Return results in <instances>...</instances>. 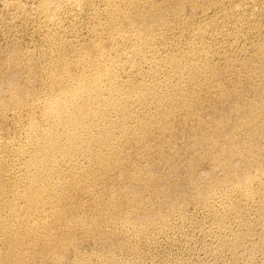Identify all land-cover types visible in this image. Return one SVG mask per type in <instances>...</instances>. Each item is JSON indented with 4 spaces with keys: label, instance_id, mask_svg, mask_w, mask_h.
Wrapping results in <instances>:
<instances>
[{
    "label": "bare ground",
    "instance_id": "obj_1",
    "mask_svg": "<svg viewBox=\"0 0 264 264\" xmlns=\"http://www.w3.org/2000/svg\"><path fill=\"white\" fill-rule=\"evenodd\" d=\"M32 1L33 0H14L13 3L11 2L12 5H9L10 2L9 4L5 3L7 8L5 9L7 10V15L10 20L16 21V16H18L17 13L19 11L24 13L28 10H33ZM119 1L129 3L128 8L130 7L129 12L126 11V13H124L125 11L123 12L119 6H114L112 9L110 8L111 15L114 18L120 19L122 21L121 23H123L122 26L124 25L120 35H122V37L128 36L136 38V40L140 42V46L123 47L120 51L123 55L130 56V58L133 57L132 60H129L130 68L128 67L132 73L129 72L130 74L123 80V82H125H122V85H120L119 81L121 79L118 81L117 79L119 78L113 76L114 74L112 72L114 68L112 66L105 67L107 69V74L103 76L96 73V70L90 73L88 71L90 70L89 68L87 70L89 73L82 72L74 77L73 82L75 86L73 88H67L59 82V80H61L60 78H67L69 75L67 67H64L65 69L62 74L56 71L50 72V77H52L55 82L50 89L52 92H48L49 94L47 93L48 96L42 104L44 105L42 107L46 109L45 124L40 128L33 123L24 135L25 138L22 144L16 150L18 154L25 155L27 159L23 163V174L21 176L18 174L20 176L17 182L18 187L15 186L16 188H14L13 186V188L8 190L11 193V198L9 200L7 199V207H5L8 209V211H6L10 212L9 215H12L9 218H5L4 216V219L0 218V240H4L6 244L5 248H7V252L4 254L6 255V259L1 260L0 256V264H27L28 260H30L28 259L29 254L34 252L36 246H38L39 243L42 244L44 240L46 243L42 245L46 247V249L56 243H61V245L65 244L71 236L70 233L72 229L65 225L62 230L59 226L60 230L54 227L61 223V227L63 226V222L60 223L62 214L55 209H58L59 204L65 201L71 203L73 197L77 193L90 194L91 188L101 183H99V180L105 177L103 173L107 172L108 167L116 166L122 171L127 163H131V161L137 164L139 161L138 156L140 155L137 154V152H140V149L137 151V148L147 141L144 140L146 138L141 139L147 132L152 133L150 135H156L169 129V132H172V134L170 133L171 135L167 136L169 137V139H167L170 145V149L168 148L169 150L167 149L164 152L161 151L154 159L148 160L149 162L147 164H145V162V166L141 167L140 165V167H136L135 171L131 173L132 175L128 174L129 177L127 176L126 178L124 176L126 178L124 186L126 187L122 191H119L117 197L120 202L122 201V203L129 204L128 206H131L137 211V215L139 214L138 212L143 209L142 206H144V204H147L144 208L148 205L154 208L156 205L164 204L165 201L170 198V195H172L170 192H173V196L174 192H178L179 189L177 185L173 186L172 184L173 187L171 188L170 181L172 176L176 175L178 172L180 173V171L185 172L189 179L195 175L198 166L192 155L204 147H211L212 154L209 152L211 154L210 158L214 163V167H216L213 172H207L208 174L206 173V176H203L204 179L202 181H198L194 184L193 189L196 190L199 195H204L206 198L211 197L210 195L214 192L216 181V178L214 179L213 177L217 168H220L225 178H228L231 189L240 190L239 192H242V197L244 195L247 199L251 197L254 191L253 188L256 180H258V182L260 181L262 184L264 183V58H260L259 60L261 61H259V63L250 61V63L242 65V69H247L248 71L252 69V71H254L249 80H253V86H255L253 87L252 83L249 85L248 82L247 86H252L253 89L245 94L246 91L250 89H247L246 86L245 95L240 96L241 101H246L248 94L252 93V95H254L253 99H250V102H248L249 100L247 101L248 105L244 104L242 106V102L240 101L241 104L239 102H237L239 104L235 103L238 95H235L234 89L236 84L239 85L241 83H238L240 80H238L236 84L234 83L235 81L232 83L228 81L231 84H235L232 85L234 86V93H232V96L235 95L236 97L234 98H236V100L233 101L234 99H229V101H233V103H228L226 106L224 105L225 102H223L224 104L221 103L222 99L226 96L224 98L222 96L220 101L221 104L219 103L220 105H216L218 99L217 101L215 99L216 103H213L214 100L212 101L209 98L208 99L212 102L208 101L203 96L204 94H200L202 91L197 94L194 93L196 96H193L194 99H191L192 97L190 98L189 95L194 89L193 87L191 90L189 88H191V86L197 87L200 77L204 78L207 74H210L209 82L204 80L208 82L206 84L209 87H214L215 81H217L216 79L222 76L218 68L216 69L214 67L215 69H212L213 66L208 63L207 59L198 58L199 60H194L193 56H191L193 60H190V52L188 49V52H186L187 50L177 51V54L171 53L172 55L165 56L163 59L155 55H151L147 58L143 56L144 54H141V52L146 40L152 41L160 37L163 39L167 27L173 24L177 23L178 27L181 28L182 23L180 24L179 20L185 11L188 9L189 12H192L197 7H200L198 5H200L201 2L206 4L207 0H162L161 3H159L158 0H148V3L146 2L147 4L144 6L145 9L141 11L138 10V7H142L139 3L141 4L143 0H109V2L112 3ZM254 1L259 3L258 9L250 8L244 1H228L227 8L225 7L222 14L211 19L212 22H207L206 25L202 24V27H196L192 30L193 35L191 39L196 38V40H199L204 37L206 33L207 35H209V33L211 34L212 30L215 29V22L217 19H221L226 25L231 23L234 24L237 21L240 22V20L243 21L248 17L251 18V16H254L256 18L255 21L260 22L259 16L264 13V0ZM81 2L82 0H40L39 7H36L34 11L36 13H41L47 23L49 22L51 25L53 23L55 26H61V24L63 25L64 19H66L67 13L71 15L79 11V8L82 6ZM118 19L114 20L118 21ZM204 40L205 39H203V41ZM192 43L194 44V42ZM94 47L95 43L90 49L91 53L94 51L96 52V50H94L95 48L99 49L97 48L98 46ZM254 48L258 49V54H261V57H264V39L260 42L258 41ZM201 50L209 54L211 48L205 43L204 47L199 51ZM206 53L205 55H207ZM192 54L195 53L193 52ZM10 61L13 62V66H10L12 69L10 71L7 69L0 73V107L3 111L14 107H20L22 104L24 105L23 95H20V91L25 84H21L20 80L24 74H27L26 71L28 67L18 57L11 58ZM95 61L98 60L95 59ZM113 62L115 61L113 60ZM91 64L93 65V62ZM119 64H117L118 67ZM123 65H125V63H123ZM114 67L116 68V66ZM121 69L123 68L121 67ZM241 84L242 85L239 87H244L246 83ZM205 85H203V87ZM183 86H187L188 89ZM182 87L183 89L185 88V91ZM205 89H208V87L206 88L205 86ZM112 102L117 104V109L114 112H110L109 110ZM178 104H180V106ZM148 106L149 108L151 107L152 110L148 109L149 111L147 110L145 112V108ZM139 115L140 117L147 116L145 118L148 120L145 124L143 122L144 117L142 119ZM205 116H207V119ZM185 117H191V119L187 120L188 122L191 120L189 124H186L188 123L187 121L186 123L185 120L183 121ZM116 132L119 135L116 134ZM115 135L121 138V142L115 138ZM159 142L160 141H158V143ZM165 143L168 142L166 141ZM129 145L131 149L128 148ZM146 145L145 143L144 147H146ZM123 146L125 149L130 150L126 152L124 149V152L122 150ZM147 146L148 149L149 145ZM96 148L101 149L100 154L96 152L98 151ZM141 148L143 147L141 146ZM173 152L177 154V156H175L176 154L173 155L174 159L171 158ZM13 153L15 152L13 151ZM170 155L171 157H169ZM179 157L181 158V162ZM176 158L179 160L177 161ZM80 160L87 161L88 166L85 167V169H78ZM60 162H63L64 166H60ZM21 164L22 163H20V165ZM134 164L131 165L133 166ZM251 165H254L257 168L256 170H258L255 176L250 175L248 173L249 170H246L247 172L245 171L249 166L252 167ZM105 170L106 172H104ZM63 174L68 175L66 178L64 176L65 180H61ZM217 175L216 177H219V175ZM223 175L220 176L223 177ZM154 183L161 184L160 190L154 195H150V188L154 186ZM165 188H167L169 192L163 191ZM0 192L3 194L2 191ZM84 196L87 198L86 195ZM19 206H21L24 211H22L24 213L23 217L14 215V212H17L15 211L16 208ZM233 208L235 209V204H229L228 210L232 212ZM115 209L117 210V208ZM127 209H129V207ZM45 211L46 213L47 211H52L53 213L52 216L50 215L51 218H48V221L38 217L41 213H45ZM135 211L132 210V212ZM258 211L259 214L263 212V210L260 209H258ZM123 212L125 213V211ZM140 213H142V211ZM128 214L129 213H127V215ZM154 214L156 213L154 212ZM47 216L49 215L47 214ZM132 216V219L134 218V220H137H133L135 223L138 222V219H141L139 216H137V219H135L136 216ZM162 219L161 221H163ZM50 224H53V226L51 225L52 227H50ZM122 224L120 223V225ZM24 225L26 230L24 229ZM22 228L24 231H19V229L22 230ZM16 231L18 232L15 233ZM43 237L44 240H40ZM23 247L27 249L23 250L21 255L17 254L18 256L15 258H13L12 253H9L11 249L14 251L17 248L22 249Z\"/></svg>",
    "mask_w": 264,
    "mask_h": 264
},
{
    "label": "rangeland",
    "instance_id": "obj_2",
    "mask_svg": "<svg viewBox=\"0 0 264 264\" xmlns=\"http://www.w3.org/2000/svg\"><path fill=\"white\" fill-rule=\"evenodd\" d=\"M4 1L5 0H0V73L7 69L10 71L12 69L10 66H13V62H11L10 59L16 57L23 61L28 69L26 71L27 74H24L20 80L21 84H25L22 88L24 90L21 89L20 91V95H23L22 98L24 99V105L22 104L20 107L10 108L6 111H3L0 107V191L4 194L3 195L0 192V218L3 219L4 217L9 218L12 215H9L10 212H7L8 209L6 208L7 202L11 198V193L8 190L13 188V186L14 188L18 187L17 182L24 172L23 163L27 159L25 155L18 154L16 150L22 144L25 138L24 135L33 123L40 128L45 124L46 109L42 107L44 106L42 104L45 102L48 94L52 92L50 89L55 82V80L50 77V72L56 71L59 74H62L65 69L64 67H67L69 75L67 78H60L61 80H59V82L64 87L73 88L75 86L73 82L74 77L82 72L87 73L89 71L90 73H93L96 70V73L103 76L107 74L106 68L112 66L114 68L112 72L114 74L113 76L119 78L117 79L118 81L121 79L119 82L120 85H122V82L127 78V75L132 73L129 69V60H132L133 57L130 58V56L123 55L120 51L123 47L140 46V42H138L136 38L128 36H123V38L122 35H120L124 25L122 26V21L118 18H114L110 12L114 6H119L123 12L125 11L124 13H126V11L129 12V3L126 2L119 1L112 3L109 2V0H107L108 2L106 0H82L81 8L83 9L79 8V11H76L71 15H69L70 13H67L63 25L55 26L53 23L52 25L49 22L47 23L41 13H36L34 11L36 7H39L40 0L32 1L33 10H28L24 13L19 11L17 13L18 16H16V21L10 20L5 5V3L9 4V2V5H12L11 2L13 3L14 0ZM147 1L148 0H143L141 4L139 3L142 7L140 8L138 5V10H144V6L148 3ZM228 1L230 0H207V5L204 2H201L200 5H198L200 7H197L192 12H189L187 9L179 20V23H182L183 27L181 25V28L178 27L177 23L173 24L167 27L163 39L160 37L156 38V40L151 39L152 41L146 40L143 44L144 46L141 54H144L143 56H146L147 58L151 55H155L160 59H163V57L172 55L173 53L177 54V51L179 52L188 49L190 52V60L192 59L191 56H193L194 60L207 59L208 63L213 66L212 69L214 67L216 69L218 68L223 76L218 78L219 80L216 79L217 81H215L214 87H209L206 84L210 80V74H207L208 77L207 75L204 78L200 77L198 81L199 84H201H198L197 87L191 86V88H189L190 90L192 87L194 89V91L192 90V93H190L192 96L189 95V97L194 99L196 96L194 93L197 94L202 91L200 94H204L203 96L208 101L214 100L213 103H216L218 99L216 105L225 102V104H223L226 106L228 103H233L237 98L235 103L240 101L242 104L239 103L243 106L244 104L248 105V102H250V99H253L254 95H252V93L248 94L246 101H241L240 96L250 92L255 85L253 86V80H249L254 71H252V69L250 70L251 72L247 69L244 70L242 69V65L250 63V61L259 63V61H261L259 59L264 58L260 56L261 54H258V49L254 48L258 41L260 42L264 39V13L259 16L260 22H256L254 16H251V18L248 17L249 20L247 18L243 21L240 20V22H235L236 24L231 23L226 25L221 19H217L215 22V29L212 30L211 34L209 33L210 36L206 33L204 37H202L205 39L204 41L202 38L199 40H196V38L191 39L193 35L192 30L196 27H202V24L206 25L207 22H212L211 19L222 14L225 7L227 8ZM233 1H244L245 4L252 9H258L259 7V3L254 0ZM158 2L161 3L162 0H158ZM114 19H118V21ZM192 42H194V44ZM94 43L95 47L98 46L97 48L99 49L94 47L96 52L94 51L91 53L90 49L94 46ZM203 43H206L211 48L209 54L205 52L207 55H205L202 50L199 51L204 47ZM188 50L186 52H188ZM191 52H194L195 54H192ZM95 59L98 61H95ZM113 60L115 62H113ZM92 62L93 65L91 64ZM123 63H125V65H123ZM111 64L116 66V68ZM117 64H119V67ZM120 66L123 69H121ZM89 68L90 70H88ZM238 80L240 81L238 82ZM228 81H231V83L235 81V84L237 82L243 84L246 83L244 85L245 88L243 86L239 87L242 85L240 83L239 85L236 84V86H238H235L234 89V86L232 85L235 84H231ZM248 82L249 85L252 83L253 87H248ZM203 85H205L206 88L208 87V89H205V86L203 87ZM246 86L247 89L250 88L247 91ZM185 88L188 89L187 86ZM233 89L235 90V95H238H236L237 97L235 95L232 96V93H234ZM222 96L223 98L225 96L228 98L225 97V100V98L222 99ZM221 99L222 102L220 103ZM229 99L234 100L231 102ZM178 105L180 106V104ZM116 109L117 104L112 102L109 107L110 112H114ZM148 109L152 110V108H149L148 106L145 108V112ZM141 117L142 119L144 117L143 122L145 124L148 120L145 118L147 116ZM205 117L207 119V116ZM189 119H191V117H185L183 121L185 120L186 123ZM190 121H187L188 123L186 124H189ZM167 131L156 135H150L152 134L150 132H147V134L143 133L146 136L142 134L143 136L141 135V139L146 138L144 140L147 141H143L144 144L141 145L143 148H141V146L137 148V151L140 149V152H137V154L141 155L138 156L139 161L137 160V164H134L133 161H131V163H127L122 171L116 166L108 167V170L106 169L107 172L105 170L104 172L106 173H103L105 174V177H102L104 180L100 179L101 181L99 180V183H101L92 187L93 190L91 188L90 194L77 193L73 197L71 203L65 201L59 204V207L57 205L58 209L55 210L58 212L60 211V214H62L60 223L63 222V226L61 227V223L54 227L58 229L60 227L62 230L63 227L67 226L72 229L70 233L71 238L69 237L65 244L61 245V243H56L46 249V247L43 246L46 243L43 237L40 239L42 241L44 240L42 243L43 245L39 243L40 246H36L34 252L29 254L28 259L30 260H28V263L264 264V183L262 184L260 181L258 182V180H256L253 188L254 191L251 197L247 199L244 195L242 197V192H239L240 190L234 188L231 189L228 178H225L221 169L217 168L213 177L214 179L216 178L214 192L212 194L213 196L210 195L211 197L207 196L209 198H206L204 195H199L198 192L193 189L194 184L198 181H202L206 176V173L209 171L213 172L216 167H214V163L210 158V155L212 154L210 146L204 147L205 149L203 148L198 152L193 153L192 156L195 158L198 168L195 175L190 179L183 171L172 176V182L170 181L171 188L177 185L180 191L178 190L179 193L174 192V196L173 192H170L172 195H170V198L167 199L164 204L156 205L154 208L149 207V205L144 208L145 205H147L144 204V206H142L144 210L141 209L142 213H140V211L137 215V211L131 206H128L129 204L127 205V203L120 202L117 194H119V191L125 189L126 186H124V182L126 181L125 179L128 174L132 175L131 173L135 171L136 167H140V165L141 167L145 166V164L154 159L155 156H158L161 151L164 152L169 148L170 145L167 140L169 137L167 136H170L172 132H169V129ZM117 132L116 134L119 133ZM118 135H115V138L121 142V138H118ZM158 141H160V144ZM166 141L168 143H165ZM145 143L149 145L148 149L147 145L144 147ZM128 148L131 149V146L129 145ZM124 149L125 147L123 146L122 150L124 151ZM130 149L125 150L127 152ZM97 150L98 151L96 152L100 154L101 149L98 148ZM13 151L15 153H13ZM173 153L171 154L172 157L171 155L169 157L174 159L173 155H175L176 152ZM19 155L22 156L20 157ZM175 156H177V154ZM176 160L178 161L179 159L176 158ZM20 163L22 164L20 165ZM79 163L80 166L78 165V169L81 168L80 170L85 169V167L88 166L86 160H80ZM60 164V166H64L63 162H60ZM131 164L134 165L132 166ZM251 166L252 167L249 166L246 168L245 171L249 170L248 173L255 176L258 170H256L257 168L254 165ZM217 174L219 177H216ZM220 175H223V177ZM64 176L65 178L68 177L67 174H63L61 180H65ZM153 185V187H151L152 189L150 188V195H154L160 190L161 184L154 183ZM166 190L168 189L165 188L163 191L169 192V190ZM84 195H86L87 198H85ZM3 199L6 200L4 201ZM229 204H235V209L233 208L232 212L228 210ZM128 207L129 209H127ZM115 208H117V210ZM258 209L263 210L262 214H259ZM132 210L135 212H132ZM15 211H17L14 212L15 214L13 213L15 216L23 217L24 211L21 206L16 208ZM123 211H125V213ZM154 212L157 215L154 214ZM127 213L129 214L127 215ZM47 214L49 216H47ZM50 215H53L52 211H47V213L45 211V213H41L38 217L42 220L46 219V221H48V218H51ZM132 215H134V217L136 216L135 219L138 218L137 216L141 219H138V222L135 223L134 221L137 220H134V218L132 219ZM161 219L163 221H161ZM120 223L123 224L120 225ZM125 224L128 225L126 226ZM51 225L53 226V224H50V227H52ZM24 229H19V231L22 232ZM17 232L18 231L15 233ZM0 241L1 260H5L6 255L4 254L7 252V248H5L6 244L4 243V240L1 239ZM26 249L27 248L25 247L22 249L17 248L14 251L11 249L9 253H12L13 258H15L18 255H21L23 250Z\"/></svg>",
    "mask_w": 264,
    "mask_h": 264
}]
</instances>
